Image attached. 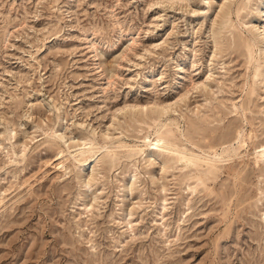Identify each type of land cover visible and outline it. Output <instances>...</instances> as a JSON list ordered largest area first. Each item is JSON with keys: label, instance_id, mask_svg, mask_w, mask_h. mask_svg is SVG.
Returning <instances> with one entry per match:
<instances>
[{"label": "rangeland", "instance_id": "rangeland-1", "mask_svg": "<svg viewBox=\"0 0 264 264\" xmlns=\"http://www.w3.org/2000/svg\"><path fill=\"white\" fill-rule=\"evenodd\" d=\"M263 32L264 0H0V264H264Z\"/></svg>", "mask_w": 264, "mask_h": 264}, {"label": "bare ground", "instance_id": "bare-ground-1", "mask_svg": "<svg viewBox=\"0 0 264 264\" xmlns=\"http://www.w3.org/2000/svg\"><path fill=\"white\" fill-rule=\"evenodd\" d=\"M262 34H264V32L262 33ZM263 61H264V47H263ZM263 73H264V68H263ZM208 78V77H207ZM162 138L161 137H157L156 138V140L154 141V142H151L150 143V149H153V148H161L160 150H167V152L169 151V152H176L177 150V153H178V156H179V160L180 161H184V163L185 164H193L195 161H197L198 159L200 160L201 159V161L203 160H212V161H216L215 160V158L214 157H210L208 154H202V153H199V154H195V155H192L190 152V154H187V153H185L184 151H181V150H179L178 148H175L172 144H170V143H167L166 141V143L163 141L162 142ZM162 142V143H161ZM260 148L258 149V150H256V152L255 153H257V155L258 156H261V157H263L264 158V144H262V145H260L259 146ZM76 148V147H75ZM85 148V147H84ZM76 150H79V149H76ZM85 150H86V148H85ZM89 150V149H88ZM159 150V149H158ZM164 150V151H165ZM74 151V150H73ZM78 152H80L81 154H83L82 153V150H79ZM85 152V151H84ZM111 152V151H110ZM168 152V153H169ZM62 155H63V153H61ZM75 154H76V152H75ZM79 154V153H78ZM111 154H112V152H111ZM175 154V153H174ZM80 155V154H79ZM177 156V157H178ZM201 156V157H200ZM77 157V156H76ZM60 158V157H59ZM203 161H202V164H203ZM208 162V161H207ZM198 163V162H197ZM200 163V162H199ZM214 163V162H213ZM208 164V163H207ZM206 165V164H205Z\"/></svg>", "mask_w": 264, "mask_h": 264}]
</instances>
